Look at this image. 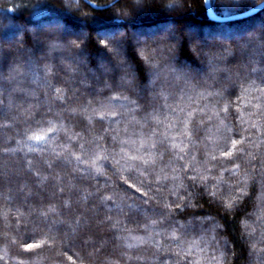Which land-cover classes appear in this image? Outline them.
<instances>
[{
    "label": "clouds",
    "instance_id": "1",
    "mask_svg": "<svg viewBox=\"0 0 264 264\" xmlns=\"http://www.w3.org/2000/svg\"><path fill=\"white\" fill-rule=\"evenodd\" d=\"M0 264H264V0H0Z\"/></svg>",
    "mask_w": 264,
    "mask_h": 264
},
{
    "label": "trees",
    "instance_id": "2",
    "mask_svg": "<svg viewBox=\"0 0 264 264\" xmlns=\"http://www.w3.org/2000/svg\"><path fill=\"white\" fill-rule=\"evenodd\" d=\"M211 11L214 15L218 17H226L231 16L235 14L242 13L247 10H237L235 8H227V7H220L218 5L210 4ZM45 16L44 11L38 6L36 9V19L39 21L42 17ZM252 17V16H251ZM161 18L160 17H149L145 18L142 23L145 25L155 24L157 23ZM70 23H73L75 26L74 21H70ZM107 23V22H106ZM183 23L186 25L192 26L194 29H196L200 33L209 32V33H215V32H229L236 30L240 27H243L249 23L248 20L242 19V20H235L231 22H225V23H217L213 22L208 19L206 15L205 9H201L196 16H187L184 18ZM104 26V25H100Z\"/></svg>",
    "mask_w": 264,
    "mask_h": 264
},
{
    "label": "water",
    "instance_id": "3",
    "mask_svg": "<svg viewBox=\"0 0 264 264\" xmlns=\"http://www.w3.org/2000/svg\"><path fill=\"white\" fill-rule=\"evenodd\" d=\"M206 15L209 20L217 23H225V22H231L235 20H242L245 19V17H251L253 16V13L256 11L255 9L252 10H247L239 14L231 15V16H226V17H218L214 15L211 11L210 4L207 6Z\"/></svg>",
    "mask_w": 264,
    "mask_h": 264
}]
</instances>
